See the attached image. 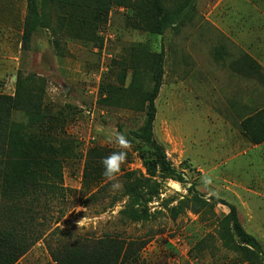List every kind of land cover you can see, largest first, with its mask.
Returning a JSON list of instances; mask_svg holds the SVG:
<instances>
[{"label":"rangeland","instance_id":"rangeland-1","mask_svg":"<svg viewBox=\"0 0 264 264\" xmlns=\"http://www.w3.org/2000/svg\"><path fill=\"white\" fill-rule=\"evenodd\" d=\"M195 8L191 22L158 36L135 29L130 9L112 7L97 33L101 43L63 38L65 55L57 57L46 30L33 37L29 51H24L26 0H0V94H14L18 75L42 81L47 125L42 134L55 147H67L63 181L68 192L49 218V231L58 228L62 233L54 239L143 243L133 264H242L217 239V224L229 212L226 206L218 204L199 214L185 210L174 220L170 217L168 209L188 195L189 185L204 200L233 205L243 229L264 253V143L250 144L239 127L242 119L264 108V89L255 77L244 78L238 81L244 86L239 93L244 95L232 96L230 87L236 80L230 78L235 76L230 77L227 69L212 71L211 47L217 35L207 21L225 27L235 23L234 10H238L244 15L238 24L243 27L240 35L248 44L250 33L262 20L254 10L264 9V0H197ZM50 13L54 19L55 13ZM135 50L164 53L162 86L154 102L153 141L186 178L184 185L165 181L159 196L146 206L150 220L137 224L122 221L118 214L126 202L120 198V175L101 191L100 187L88 191L82 185L86 152L94 147L121 151L117 132L131 144L121 166L146 175L144 162L153 157V150L133 136L143 114L99 103L102 86L117 85L120 66L129 62ZM130 75L128 70V81ZM11 122L24 125V114L13 112ZM113 183L121 188L114 189ZM58 212L63 217L54 224ZM15 264L54 263L39 241Z\"/></svg>","mask_w":264,"mask_h":264},{"label":"trees","instance_id":"trees-1","mask_svg":"<svg viewBox=\"0 0 264 264\" xmlns=\"http://www.w3.org/2000/svg\"><path fill=\"white\" fill-rule=\"evenodd\" d=\"M197 0H26L21 47L29 51L39 32L46 30L52 37L54 55L63 57L62 39L101 43L97 36L112 7L130 9L133 27L162 36L168 29H177L191 22L196 14ZM55 13L52 19L51 13ZM249 76L255 77L264 88V74L247 55ZM164 53L135 50L127 64L120 66L117 85H103L100 105L122 108L143 114L144 120L133 136L153 150V157L144 162L146 175L126 170L117 174L122 179L121 197L126 200L119 216L126 223H144L151 214L146 209L159 196L167 180L186 184L185 174L175 170L164 152L153 141L152 129L156 110L154 102L164 76ZM131 71L128 81L127 71ZM12 96L0 94V264H15L33 246L42 241L54 264H133L143 243L114 238L97 241H70L56 237L58 228L50 230L51 212L59 210L66 199L63 170L67 147H55L42 134L46 116L42 113L43 82L32 76L18 75ZM21 112L25 123L14 124L11 114ZM240 132L250 144L264 143V108L240 122ZM111 148L94 147L86 152L82 170L85 190H104L111 181L103 175L102 161L113 152ZM105 183V184H104ZM104 184V185H103ZM103 185V186H101ZM188 195L168 213L174 220L185 210L193 214L212 210L221 204L228 208L217 224V239L224 249L235 253L242 264H264L259 242L240 224L233 205L212 198L211 202L187 189ZM63 217L58 212L54 224ZM200 244H198L199 246Z\"/></svg>","mask_w":264,"mask_h":264},{"label":"crops","instance_id":"crops-1","mask_svg":"<svg viewBox=\"0 0 264 264\" xmlns=\"http://www.w3.org/2000/svg\"><path fill=\"white\" fill-rule=\"evenodd\" d=\"M234 11L236 15L235 23H229L225 27L217 24L212 19L207 18V21L210 22L211 29L217 35V41L211 47V52H213L212 71L216 74L217 71L227 69L230 77L235 76L230 78L236 80L232 88L230 87L232 89L230 93L233 97H239L244 95L239 93V89L242 90L244 86L239 84L238 81H243L244 78L254 80L253 77L248 75L252 70H249V62L243 56L250 57L264 72V9L254 10V13H257L262 20L258 21L259 25L255 31L250 33L251 42L248 44L244 43L243 36L240 35L243 27L238 25L244 21L242 19L244 15L240 14L238 10Z\"/></svg>","mask_w":264,"mask_h":264},{"label":"clouds","instance_id":"clouds-1","mask_svg":"<svg viewBox=\"0 0 264 264\" xmlns=\"http://www.w3.org/2000/svg\"><path fill=\"white\" fill-rule=\"evenodd\" d=\"M116 142L121 146L122 150L111 153L102 161L103 175L109 181H112L116 178L117 174L120 171L121 164L127 158L126 150L131 147L130 141L127 139V137L119 132L116 133ZM112 187L119 190L121 188V185L119 183H113Z\"/></svg>","mask_w":264,"mask_h":264},{"label":"water","instance_id":"water-1","mask_svg":"<svg viewBox=\"0 0 264 264\" xmlns=\"http://www.w3.org/2000/svg\"><path fill=\"white\" fill-rule=\"evenodd\" d=\"M188 186H189V185H187V189L189 188Z\"/></svg>","mask_w":264,"mask_h":264}]
</instances>
